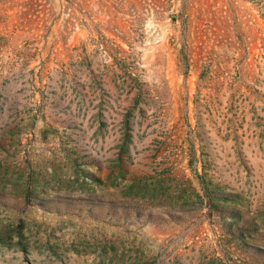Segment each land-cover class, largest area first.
Instances as JSON below:
<instances>
[{"label": "rangeland", "instance_id": "rangeland-1", "mask_svg": "<svg viewBox=\"0 0 264 264\" xmlns=\"http://www.w3.org/2000/svg\"><path fill=\"white\" fill-rule=\"evenodd\" d=\"M0 264H264V0H0Z\"/></svg>", "mask_w": 264, "mask_h": 264}]
</instances>
